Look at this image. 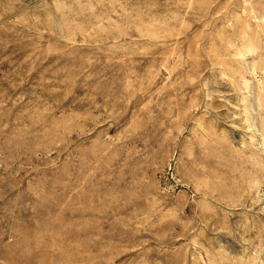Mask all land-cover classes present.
<instances>
[{"label": "rangeland", "instance_id": "rangeland-1", "mask_svg": "<svg viewBox=\"0 0 264 264\" xmlns=\"http://www.w3.org/2000/svg\"><path fill=\"white\" fill-rule=\"evenodd\" d=\"M0 264H264V0H0Z\"/></svg>", "mask_w": 264, "mask_h": 264}]
</instances>
